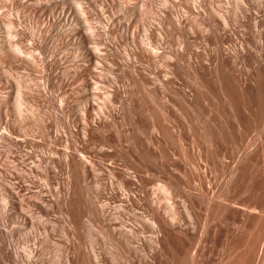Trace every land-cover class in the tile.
<instances>
[{"label":"bare ground","instance_id":"obj_1","mask_svg":"<svg viewBox=\"0 0 264 264\" xmlns=\"http://www.w3.org/2000/svg\"><path fill=\"white\" fill-rule=\"evenodd\" d=\"M263 132L264 0H0V264H200Z\"/></svg>","mask_w":264,"mask_h":264},{"label":"rangeland","instance_id":"obj_2","mask_svg":"<svg viewBox=\"0 0 264 264\" xmlns=\"http://www.w3.org/2000/svg\"><path fill=\"white\" fill-rule=\"evenodd\" d=\"M17 73L18 76L21 75V72ZM14 75L16 76L17 74L14 72ZM14 75L13 78H15ZM13 80L15 81V79ZM52 106L54 105L52 104L50 108H52V112L54 113V107ZM53 113H48L51 118H54V116H52ZM27 127H29V130H32L31 132H27V137L29 139L33 138L34 143H39L41 140V145L47 143L42 141L45 140V138H39L44 137L42 133L37 132V130L34 131L32 125ZM52 127L54 130V123ZM31 133H36L35 136L37 139H35V136ZM39 133L42 135L37 136ZM65 143V141L62 142L63 145ZM245 163V168L243 166L244 170L242 168L244 171H242V173L244 175H240V180L237 183V185H240H238L237 190H239V192L246 191V202L253 208H250L246 212H241V209L233 206L227 207L226 211L222 209L220 210L221 213L220 211L218 212V216L216 215L217 217H215L216 219L214 220V225H218L219 232L213 239L212 236H209L208 246L203 250V254H205L204 260H202L200 264H264V184L262 187L260 186L264 183V177H262L264 175V132L256 141ZM259 173H262L261 176H259ZM258 177L260 179L263 178L262 183V180L259 182ZM55 213L57 216L59 215L57 204L54 201V217L56 218L54 224L57 225L55 226L56 229L54 228V230H56V233L54 232V240H57V238L61 239L63 236L61 234L64 225L62 221H60L61 219L57 218ZM227 222H233V224L227 226ZM58 226L60 228H58ZM228 227L229 232L227 233L226 229Z\"/></svg>","mask_w":264,"mask_h":264}]
</instances>
